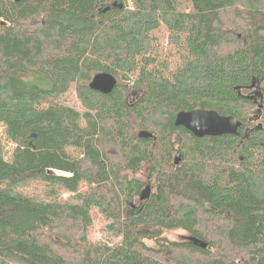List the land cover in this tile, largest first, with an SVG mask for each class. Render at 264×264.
I'll list each match as a JSON object with an SVG mask.
<instances>
[{"label":"trees","instance_id":"trees-1","mask_svg":"<svg viewBox=\"0 0 264 264\" xmlns=\"http://www.w3.org/2000/svg\"><path fill=\"white\" fill-rule=\"evenodd\" d=\"M98 72L117 78L107 94L88 87ZM253 80L264 0H0V264H264ZM192 109L235 117L238 135L174 124ZM143 164L154 180L123 173Z\"/></svg>","mask_w":264,"mask_h":264},{"label":"water","instance_id":"water-1","mask_svg":"<svg viewBox=\"0 0 264 264\" xmlns=\"http://www.w3.org/2000/svg\"><path fill=\"white\" fill-rule=\"evenodd\" d=\"M254 80L252 81V83ZM117 84V79L107 72L95 73L91 80L88 82V87L92 90L107 94ZM257 95L259 100L257 101V112H261L262 107V93L259 87H256L254 96L256 99ZM174 124L176 126H182L190 131L196 137L203 136H220L224 134L238 135V128L241 123L232 116L219 115L215 110L206 109H192V110H180L175 114ZM139 136L143 138H149L152 133L141 131ZM180 161V155L177 153L174 156V164H178ZM151 193V185L145 184L144 187L139 191L138 198L140 201L145 200ZM190 241L193 245L200 248H205L207 243L201 239L190 237Z\"/></svg>","mask_w":264,"mask_h":264},{"label":"rangeland","instance_id":"rangeland-1","mask_svg":"<svg viewBox=\"0 0 264 264\" xmlns=\"http://www.w3.org/2000/svg\"><path fill=\"white\" fill-rule=\"evenodd\" d=\"M262 86H264V80L263 81H256L255 85L253 87V89H254L253 91H255L256 87L262 88ZM69 97L72 100L73 95L69 94ZM257 98L258 97H256V100H257ZM261 103H262V101H261ZM262 107H263V104H262ZM259 118H257V119H259ZM1 140H2V142L5 143V140L2 136H1ZM9 148H10V146L5 143V145H4L5 152H8ZM176 154H177L176 151H173L171 154V159H172L173 164H174V156ZM148 172L149 171L147 168V164H143L135 173H130L128 171H124L123 173L128 177H133V178H136V179H139L141 181L146 182L149 180V177H150V176H148ZM150 178L154 180L153 177H150ZM39 186L40 185L38 183L31 182L27 188V191H25V192L30 193V194L38 192ZM62 196H63V198L67 197V193H63ZM135 204H136V200H135ZM93 220H94V222H93V225H92L90 232H89L90 239L92 241H105L106 240L105 238L106 237L109 238V236L107 235V233L103 229L105 225H104V222L102 221V218L99 216H95ZM164 235L167 238H169L171 240H175V241L189 240L190 239V236L185 231H183L181 229L166 231L164 233ZM147 243L151 246L154 245L153 240H147Z\"/></svg>","mask_w":264,"mask_h":264},{"label":"flooded vegetation","instance_id":"flooded-vegetation-1","mask_svg":"<svg viewBox=\"0 0 264 264\" xmlns=\"http://www.w3.org/2000/svg\"><path fill=\"white\" fill-rule=\"evenodd\" d=\"M256 82V81H255ZM253 87L251 88V89H249V91H248V94H252L253 93ZM149 181H150V179H149ZM152 182V181H151ZM151 184V183H150ZM151 189H152V191H153V189H154V187L153 186H151Z\"/></svg>","mask_w":264,"mask_h":264},{"label":"bare ground","instance_id":"bare-ground-1","mask_svg":"<svg viewBox=\"0 0 264 264\" xmlns=\"http://www.w3.org/2000/svg\"><path fill=\"white\" fill-rule=\"evenodd\" d=\"M117 79V78H116ZM254 85H255V81L253 82V83H251V86H250V88H252V87H254ZM263 99V98H262ZM223 116V115H222ZM240 122V121H239ZM241 123V122H240ZM241 126V125H240Z\"/></svg>","mask_w":264,"mask_h":264}]
</instances>
